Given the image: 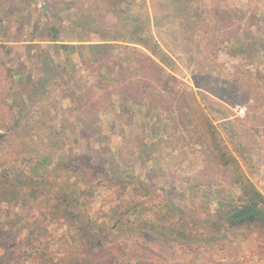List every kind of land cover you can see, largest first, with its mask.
<instances>
[{"label":"rangeland","instance_id":"obj_1","mask_svg":"<svg viewBox=\"0 0 264 264\" xmlns=\"http://www.w3.org/2000/svg\"><path fill=\"white\" fill-rule=\"evenodd\" d=\"M133 16L150 17L181 85L197 89L187 66V55L197 45L224 71L264 70V0H0V122L5 123L1 134L8 136L0 138V161L19 159L29 171L44 156L67 160L56 170L40 165L37 174L32 169L55 187L45 189L27 211L52 215L59 202L60 214L67 208L78 215L76 224L90 215L92 231L105 234L116 258L127 245L143 264H264V226L227 228L222 218L229 202L240 203L241 186L232 172L224 173L200 147L191 146L186 132L156 131L155 115L136 108L127 126L128 115L121 113L114 91L99 88L98 74L106 69L100 71L92 56L83 63L73 54L67 63L53 43L30 41L56 26L67 29L64 42L89 44L86 40L99 38L95 28L114 27ZM44 51L55 67L50 72L55 77L47 81L49 73L38 59ZM38 80L47 84L39 93L30 87ZM89 92L105 105L115 102L97 116L100 129L95 124L91 129L93 116L76 107L78 95L90 106ZM262 104L254 111L248 105L234 107L246 127L245 149L243 156L231 150L239 175L264 194V96ZM40 188L31 183L26 190ZM43 238L55 244L52 255L59 259L66 244L70 248L81 241L63 221H55Z\"/></svg>","mask_w":264,"mask_h":264},{"label":"trees","instance_id":"obj_2","mask_svg":"<svg viewBox=\"0 0 264 264\" xmlns=\"http://www.w3.org/2000/svg\"><path fill=\"white\" fill-rule=\"evenodd\" d=\"M228 9L226 8L227 12ZM121 24L107 29L95 28L98 30L93 31L99 38L86 40L89 44H76L77 40L64 42L61 35L67 29L62 30L56 26H50L42 37L30 41L53 43L56 52L62 50L67 63H71L73 54H78L81 60L92 56L100 71L106 69L105 74H98L99 88L114 91L112 96L117 97L121 113L128 115L124 121L127 126H131L130 119L136 108L147 117L155 115L157 118L153 120V124L156 131L186 132L191 146L200 147L206 159L213 161L224 173L228 170L232 172L233 182L241 186V193L237 196L240 203L236 204L234 199L228 203L226 215L222 213L227 228L264 226V194L251 180L239 175V162L233 153L236 151L243 156V135L246 131L242 119L236 116L234 107L248 105L251 111L263 107L264 70H245L243 74L240 73L241 68L232 72L224 71L216 58L212 59L209 54L200 51V45H197L195 51L187 55V66L191 69L197 88L195 90L181 85L177 76L172 73L176 63L154 36L149 16H133L131 21ZM249 24L253 25V22ZM41 58H38L39 66L45 67V72L49 73L43 78L47 81L49 77H55L50 75V72L55 71L54 61L49 51H44ZM84 61L86 60H82L83 63ZM101 75L108 80H103ZM40 81L30 85L38 93V90L45 89L47 85ZM27 94L30 93L27 91ZM89 94L90 92L87 93L90 97L88 101L91 100L90 106L86 105L89 103L82 102L84 96L78 95L76 107L93 116L91 129L94 124L100 129L102 122L97 116L106 112L104 109H108L110 103L113 106L115 102L110 100L105 105L102 100L92 98ZM2 125L5 123L0 122V138L6 139L8 136L1 134ZM19 161L11 158L0 161V264H143L139 258L130 255L133 253L127 245H121V258H116L112 248L106 245L105 234L92 231L95 220L90 215H85L87 219L76 224L75 218L78 215L73 212L69 214L67 208H62L60 214L59 202L53 206L55 212L52 215H36L32 213L33 209L28 212L29 207L37 206L39 195L47 193L45 189L55 187L48 178L31 174L32 169L37 174L40 173V165L56 170L67 160L58 161L54 155L44 156L40 165L36 163L29 171ZM66 163L68 161L64 162ZM204 181L202 183L206 184V180ZM31 183L41 188L27 191L26 187ZM191 186L188 185L189 188ZM55 221H63L67 230L75 229L81 240L70 248L69 244L65 245L67 250L63 255L64 259L52 255L55 251L51 248L55 246L54 243L43 241L44 232L49 227L52 228ZM152 228L155 229L156 226Z\"/></svg>","mask_w":264,"mask_h":264},{"label":"crops","instance_id":"obj_3","mask_svg":"<svg viewBox=\"0 0 264 264\" xmlns=\"http://www.w3.org/2000/svg\"><path fill=\"white\" fill-rule=\"evenodd\" d=\"M76 43V42H75ZM83 44H85L84 42H82Z\"/></svg>","mask_w":264,"mask_h":264}]
</instances>
